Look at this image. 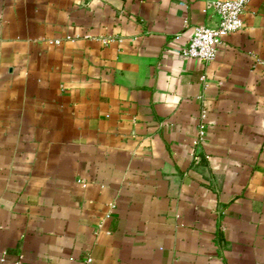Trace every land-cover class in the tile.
I'll return each instance as SVG.
<instances>
[{
  "label": "crops",
  "instance_id": "0c3cea01",
  "mask_svg": "<svg viewBox=\"0 0 264 264\" xmlns=\"http://www.w3.org/2000/svg\"><path fill=\"white\" fill-rule=\"evenodd\" d=\"M0 0V264H264V0Z\"/></svg>",
  "mask_w": 264,
  "mask_h": 264
},
{
  "label": "built area",
  "instance_id": "2783aa9c",
  "mask_svg": "<svg viewBox=\"0 0 264 264\" xmlns=\"http://www.w3.org/2000/svg\"><path fill=\"white\" fill-rule=\"evenodd\" d=\"M250 1L222 0L209 3L203 12H215L218 24L215 27H195L187 46L182 50V55L205 63L213 61L222 39L242 29V14Z\"/></svg>",
  "mask_w": 264,
  "mask_h": 264
},
{
  "label": "water",
  "instance_id": "95a60500",
  "mask_svg": "<svg viewBox=\"0 0 264 264\" xmlns=\"http://www.w3.org/2000/svg\"><path fill=\"white\" fill-rule=\"evenodd\" d=\"M217 24H218V21H217ZM210 27H215V26H210Z\"/></svg>",
  "mask_w": 264,
  "mask_h": 264
}]
</instances>
